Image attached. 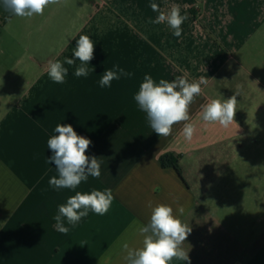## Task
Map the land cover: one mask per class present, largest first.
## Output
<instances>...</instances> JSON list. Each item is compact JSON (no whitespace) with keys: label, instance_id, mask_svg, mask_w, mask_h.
Returning <instances> with one entry per match:
<instances>
[{"label":"crops","instance_id":"obj_1","mask_svg":"<svg viewBox=\"0 0 264 264\" xmlns=\"http://www.w3.org/2000/svg\"><path fill=\"white\" fill-rule=\"evenodd\" d=\"M152 3L180 6L181 37L149 22ZM263 24L264 0H61L31 18L0 0V264H126L122 245L142 247L150 203L170 205L191 227L190 264H264V54L242 51ZM82 34L95 43L88 75H74L76 59L54 83L48 62L73 58ZM114 65L132 75L100 87ZM146 74L207 80L190 106L191 142L183 123L168 137L152 130L134 100ZM235 94L228 128L200 118L202 104ZM58 124L90 139L86 155L101 163L100 177L75 190L49 184L58 172L47 141ZM165 154L178 170L160 164ZM107 188L115 199L105 215L56 229L58 206L76 191Z\"/></svg>","mask_w":264,"mask_h":264},{"label":"clouds","instance_id":"obj_2","mask_svg":"<svg viewBox=\"0 0 264 264\" xmlns=\"http://www.w3.org/2000/svg\"><path fill=\"white\" fill-rule=\"evenodd\" d=\"M60 2L61 0H2L3 6L12 15L21 18L43 15L45 9ZM150 7L152 11L158 13L155 19L149 21L150 23H166L173 30V36L181 37L183 31L181 26L188 17L181 14L178 4H172L167 12L161 10L157 3H152ZM94 47L95 43L89 35H80L76 41L73 58H65L63 62L59 60L48 62L47 72L50 79L57 84L65 83L68 68L64 67V64L74 65L76 59L79 60V66L75 69L74 75L87 76L88 64L94 58ZM131 75L119 65H114L113 69L105 70L99 85L102 88L111 87L113 80ZM206 84L207 80L203 76L193 81H189L185 76H177L171 82L160 79L157 83L151 75L146 74L134 100L146 113L152 130L159 137L170 136L173 126L183 123L182 135L186 141L191 142L196 127L189 122L190 106L196 97L201 95L202 85ZM237 95L223 100L210 99L201 105L200 118L206 123H218L223 128H228L234 122ZM54 131L58 135H53L47 141V148L53 153L48 162L55 164L58 177L50 178L49 184L56 189L75 190L90 176L99 178L100 160L95 156L90 158L86 155L92 141L78 135L71 124H58ZM114 199L110 188L92 190L90 193L76 191L66 203L58 206V214L54 217L56 229L67 234L70 229L64 226V219L75 227L89 211L105 215ZM149 207L151 215L148 223L138 228V232L143 236L142 247L132 249L126 242L122 245L127 253L124 257L126 264H172L174 259L190 264L189 250H185L183 245L192 231L191 227L174 214L170 205L161 203L152 206L150 203ZM177 212L182 215L184 208L179 207Z\"/></svg>","mask_w":264,"mask_h":264},{"label":"rangeland","instance_id":"obj_3","mask_svg":"<svg viewBox=\"0 0 264 264\" xmlns=\"http://www.w3.org/2000/svg\"><path fill=\"white\" fill-rule=\"evenodd\" d=\"M260 30L257 33L258 36L260 35L259 36L260 39L256 40L254 43L252 42L253 39L247 41L243 45V49H242L244 53L252 55L255 59H257L259 56L263 57L264 54V24L261 26ZM259 77L262 79V81H264L263 75Z\"/></svg>","mask_w":264,"mask_h":264},{"label":"trees","instance_id":"obj_4","mask_svg":"<svg viewBox=\"0 0 264 264\" xmlns=\"http://www.w3.org/2000/svg\"><path fill=\"white\" fill-rule=\"evenodd\" d=\"M159 160H160V164L163 167L172 166L176 170H178L177 169V159L172 157L171 155H169V154L162 155Z\"/></svg>","mask_w":264,"mask_h":264}]
</instances>
